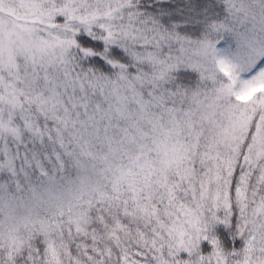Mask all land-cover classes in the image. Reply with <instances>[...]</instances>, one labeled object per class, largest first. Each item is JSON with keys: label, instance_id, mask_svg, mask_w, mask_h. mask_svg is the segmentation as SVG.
Listing matches in <instances>:
<instances>
[{"label": "snow or ice", "instance_id": "snow-or-ice-1", "mask_svg": "<svg viewBox=\"0 0 264 264\" xmlns=\"http://www.w3.org/2000/svg\"><path fill=\"white\" fill-rule=\"evenodd\" d=\"M0 264H264V0H0Z\"/></svg>", "mask_w": 264, "mask_h": 264}]
</instances>
